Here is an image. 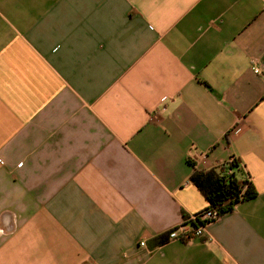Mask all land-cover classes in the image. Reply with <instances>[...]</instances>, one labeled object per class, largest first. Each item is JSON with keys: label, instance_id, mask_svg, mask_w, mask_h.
<instances>
[{"label": "crops", "instance_id": "crops-1", "mask_svg": "<svg viewBox=\"0 0 264 264\" xmlns=\"http://www.w3.org/2000/svg\"><path fill=\"white\" fill-rule=\"evenodd\" d=\"M0 264H264V0H0Z\"/></svg>", "mask_w": 264, "mask_h": 264}, {"label": "trees", "instance_id": "trees-1", "mask_svg": "<svg viewBox=\"0 0 264 264\" xmlns=\"http://www.w3.org/2000/svg\"><path fill=\"white\" fill-rule=\"evenodd\" d=\"M240 164V160L235 159V171L229 175L219 167L207 171L195 168L191 180L207 197L210 202L209 207L218 208L221 213H224L233 209L238 202L255 198L258 195L254 184L249 179L238 176L241 170ZM192 165L195 166L194 163ZM193 225L197 226L196 223Z\"/></svg>", "mask_w": 264, "mask_h": 264}, {"label": "built area", "instance_id": "built-area-1", "mask_svg": "<svg viewBox=\"0 0 264 264\" xmlns=\"http://www.w3.org/2000/svg\"><path fill=\"white\" fill-rule=\"evenodd\" d=\"M235 158H230L228 160H221L218 164V167L223 170L225 174H233ZM222 216V213L218 208L209 207L204 209L194 215H192L187 222L181 223L175 228H173L169 237L171 239H184L189 240L193 234L196 236H204L206 234V226L218 220ZM196 223L197 226L193 224ZM142 246L146 245L145 241L141 242Z\"/></svg>", "mask_w": 264, "mask_h": 264}]
</instances>
